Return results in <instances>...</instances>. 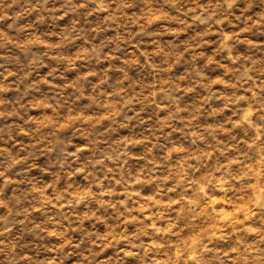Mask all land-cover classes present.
<instances>
[{"label": "clouds", "instance_id": "1", "mask_svg": "<svg viewBox=\"0 0 264 264\" xmlns=\"http://www.w3.org/2000/svg\"><path fill=\"white\" fill-rule=\"evenodd\" d=\"M261 36L264 0L0 5V264H264Z\"/></svg>", "mask_w": 264, "mask_h": 264}, {"label": "rangeland", "instance_id": "2", "mask_svg": "<svg viewBox=\"0 0 264 264\" xmlns=\"http://www.w3.org/2000/svg\"><path fill=\"white\" fill-rule=\"evenodd\" d=\"M6 2H7V0H0V5H2L3 3H6ZM258 38L261 39V40H264V36H261V37H258ZM4 65H5V70H6L7 68H10V67H15V68H17V69L19 70V69H22V67H23L22 62L19 61V60L4 61ZM41 91L43 92V91H45V90L42 89ZM0 98H3V94H0ZM139 150H140V149H137V151H139ZM86 155H87L86 153H81L80 158H81V159H84ZM38 163H39V162H38ZM44 163H51V160H45ZM139 163H141V162H140V161H132V162H131V166L134 168V167H136ZM110 251H111V250H110ZM128 264H135V262H134V260L130 259V260L128 261Z\"/></svg>", "mask_w": 264, "mask_h": 264}]
</instances>
